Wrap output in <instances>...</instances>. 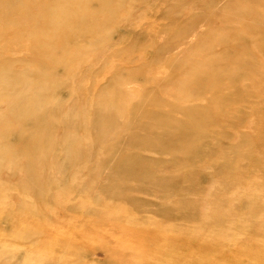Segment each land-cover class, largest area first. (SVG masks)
<instances>
[{
  "label": "rangeland",
  "instance_id": "rangeland-1",
  "mask_svg": "<svg viewBox=\"0 0 264 264\" xmlns=\"http://www.w3.org/2000/svg\"><path fill=\"white\" fill-rule=\"evenodd\" d=\"M10 1L13 21L17 22L20 12V20L29 24L21 41L13 36L15 44L8 51L16 69L38 68L33 58L40 50L34 53V33L43 45L54 39L46 32L56 22L80 23L76 44L86 63L70 74L69 66L56 71L61 81L67 77L70 88L58 92L59 97L64 96L60 102L31 107L39 116L27 124L19 115L27 102H0V120L9 113L18 115L11 127L18 139L40 131L50 137L44 148L33 146L26 160L0 159V264H51L47 260L57 264H144L127 251L153 256L162 248L161 238L175 240L185 235L205 238L207 246L215 241L214 247L221 250L193 246L192 259L179 258L186 264H234L237 257L239 264H251L250 256L241 254L250 246L247 253L264 259V242L255 240L249 232L251 227L264 229V188L256 193L251 188L253 180L264 179V94L256 92L260 78L244 74L240 84H250L249 89L240 87V91H246L244 98L228 102H206L204 97L174 102V86L165 80L168 73L189 68L202 71L199 74L203 76L211 71H235L241 66L239 58L214 66L209 62L214 53L211 47H205L212 45L216 52L224 48L226 36V43L234 44L235 35H243L249 42L245 49H237L245 56L240 59L264 74L262 50L256 46L250 49L253 41H261L257 48L264 49V37L254 35L252 30L247 35L245 30L247 26L264 30V0ZM241 1L253 9L249 10L253 17L260 14L255 21L237 14ZM66 5L73 16H65L67 7H62ZM3 7L0 5V10ZM14 27L7 29L12 31ZM57 43L64 42L58 39ZM3 45L0 43V47ZM199 46L205 47L204 51L199 52ZM48 48L52 54L60 53L54 46ZM5 88L0 85V91ZM8 89L29 97L21 84ZM259 91L264 92V88ZM129 95L140 100L122 102ZM214 95L221 96L223 91L219 88ZM110 96L120 102H99ZM149 96L158 102L142 99ZM210 96L205 94L208 99ZM188 105L193 113L207 111L211 116L215 112L212 107L218 106L217 122L214 117L210 122H193V117L180 114V109ZM158 119L191 120L194 133L210 136L192 166L182 170L195 174L192 185L184 184L185 190L180 192L196 208L192 217H161L153 209L165 204L166 200L160 198L169 194H161L152 183L138 188L133 180L123 181L113 161L106 163L109 153L122 158L136 154L137 149L131 145L141 136L161 132L152 125ZM141 155L145 164L162 170L160 176L174 172L169 154L146 151ZM224 164L225 169L218 172ZM218 190L224 192L218 195ZM239 204L236 212H230ZM214 207L229 215L230 223L223 228L209 221L208 213ZM174 245L160 253L178 255L182 247L176 242ZM125 251L122 257L112 256ZM222 254L224 263L218 260ZM159 260L163 261L146 263L159 264Z\"/></svg>",
  "mask_w": 264,
  "mask_h": 264
},
{
  "label": "bare ground",
  "instance_id": "bare-ground-1",
  "mask_svg": "<svg viewBox=\"0 0 264 264\" xmlns=\"http://www.w3.org/2000/svg\"><path fill=\"white\" fill-rule=\"evenodd\" d=\"M0 2V5L4 6L0 10V43H4V45L0 47V85L7 86V88H5L3 91H0V102H27L25 103L26 105L22 107L21 112L19 113V115H21L23 119H26L27 122L24 123L27 124L29 121H33L36 116H39L34 114L33 108L42 107L41 103L60 102V97L64 96L61 95L59 97L58 92L64 88H70L67 83V77H64L61 81L57 76H55L56 71L66 69V67L69 66L67 71L70 74L77 71L78 66L86 63V58L79 54V47L78 44H76V42L79 41L77 30L80 28V23H53L54 26L52 25V28H50L46 32V34L49 33L50 36L54 35V39H48L47 42L43 43V45L42 43H38L40 42L39 37L37 35V32H35L36 30L33 29L35 32L34 39L36 40L34 41L33 39L32 41V45H34L36 49L34 50V53L37 51V48H39L38 50H40V52H38V55L33 58L38 68L18 70L16 69L15 64H12L11 60L8 59V51L11 49V46L15 44V37L13 36H19V41H21L24 37V31L29 30V24L20 20V17H23L22 15H20V12L19 14H17V22L13 21L14 13L11 10L12 4L10 0H0ZM240 6L241 7L238 8L237 14L244 15V17H249L250 19L248 20L255 21L260 15L258 13L257 16L253 17L254 15L249 12V10L252 8L247 4H244L242 1ZM65 7H67V9ZM62 8L66 9V12H64L66 14L65 16H73L72 13L70 14L67 12L70 9L69 6L66 5ZM50 9L53 10V7H50ZM9 16H11V19H8ZM77 16L75 17L78 18ZM77 21H79V19ZM8 26L15 27L12 31H10V29H7ZM245 30L247 31V35H249L251 33L250 30H252L254 35L259 36L261 39H263L264 37V30H259V28H251L247 26ZM240 31L241 30L239 29V32ZM235 36L236 37L232 38L235 39L233 40V42L235 43L231 45L226 43V41H228V38L226 36V38H224V48H220L216 50V52L213 51L212 45L208 44L209 46L205 47H211V51L214 53L211 54V58L209 61L214 66L226 65L232 61L231 59L238 58L241 61V66H239L238 69L231 73H227L225 71H211L207 72L204 76L199 74L202 71L194 70L191 68L187 69L184 72L168 73V77L165 80L169 83V85L174 86L176 93V99L174 102H192L195 99L199 100L203 97L206 99V102H228L231 99L239 100L241 98H244V92H246L240 91V87L249 89L250 86V84L248 86H243L240 84V80L243 78L244 74H250L252 77L260 78V81H257L256 83L258 86H260L256 89V92L257 94H264V92L259 91V89L264 88V78H262L264 74L256 72L254 64H251L250 62L249 65H245L246 62H243L240 59L241 57H245L244 54L237 51V49H240V47L245 49L244 45L249 42L245 41V36L243 35ZM58 39H62L64 43L58 44ZM253 42L255 44L251 43V51L256 46V49L262 50L261 52L257 50V52H260V55L263 57L264 55L262 54L264 52V49H262L261 47L257 48L259 42L261 41ZM36 44H40V46L36 47ZM27 46H31V43H28ZM49 46L56 47V49L59 50L60 53L52 54L49 51ZM205 47L199 46V52L204 51L202 48ZM26 48L27 47L25 46V49ZM43 67L46 69L45 72L41 70ZM27 72H32L35 75L26 74ZM54 78L56 79V81L52 82ZM225 81L227 83L223 84V82ZM19 84L23 85L28 90L29 97L18 96L16 92L13 93L9 91L8 87H14ZM231 84L233 86H230ZM219 88L223 91V95L215 96L214 92ZM224 90L226 91L224 92ZM61 92L62 91H60V93ZM206 93H210L211 96L209 99L208 97H205ZM110 97H107L99 102H120L118 100H115V98ZM149 97L150 98L146 97L142 99H150V101L148 102H158L156 97L153 100H151V98H154L153 96ZM138 100H140L139 97L129 95L122 102H137ZM171 106L174 107L173 105ZM31 107L33 108L31 109ZM187 107H182L180 109V114L183 113L188 119L193 117V122H210L213 121V117L214 121L217 122L216 117L218 115H216V113H219L218 106L212 107L215 111L213 112L212 116L207 111L204 113L201 112L202 114H200V112L193 113L192 106L188 105ZM17 116L18 115L16 113H9L1 117V162H4L7 158L10 159L7 160L9 162L26 160L30 158L29 152H32L34 150L33 146H36L37 148H44L45 145L49 142L50 137L46 136L42 131L28 134L22 140L18 139L15 132L11 131V127ZM190 123L191 120H189L188 123L187 121L182 122L180 121V119L153 121L152 125L154 127H157L154 129L158 131L161 130V132H157L152 135L144 134L143 137L141 136L140 140L136 141L133 146L131 145L132 148L137 149L135 152L136 154H130L122 158L117 155L118 153H115L114 155L109 153L106 158V163L113 161L114 168L118 173H121L119 175V178L121 180H133L138 185V188H141L140 186H144V184L152 183L158 192H161V194L170 195L162 196V198L160 199H165L166 203L159 204L157 206L158 209H153L155 213L161 214V217L167 220L172 219V217H176L177 214L180 215L179 217L183 215L192 217L194 214H196L195 206L188 204L186 201L187 198L180 195V192L185 190L184 184L190 183L192 185V183L194 182L193 176L195 174L192 171L182 172V170H184L185 168H190L192 166L193 158L200 154L201 147H205L207 145L206 139L210 138V136L202 133H194L191 129ZM146 151L154 152L158 155L169 154V164L172 168V171L174 172L171 174L163 173V175L160 176L161 174H159V172H162L161 169L158 170L156 169V167L153 168L152 164H145L141 152ZM23 152L26 153L20 157V153ZM227 164H231V162ZM225 165L226 164H224L222 168L220 166L218 172L225 169ZM226 180H228V178H226ZM196 182L200 183V181L197 179ZM251 186V188L253 189L252 192L256 193L257 190L264 188V179L253 180ZM223 192V190H218V195H221ZM240 204L230 212H236L239 209ZM211 211L212 213H208V217L212 225L223 228L230 223V221L228 220L229 215H226L223 212L220 213L218 208H211ZM249 232L253 233V235L255 236V240H261L262 242H264V229L259 231L257 230V228L251 227ZM172 241L180 244V246L182 247L180 249L181 252L177 253L178 255H173L170 254L169 251L167 256L165 253H160L161 251H164V248L168 250L173 247L175 248L174 242ZM161 242H164L162 244V248L160 250L158 249L156 254L153 253V256L151 254L146 255L142 253V251H126L130 253L132 258L136 260V262L144 264L153 263L157 259H163V261L159 260V264H186L187 262H184L179 258L184 257L192 259L193 246H205L209 250H220L214 247L216 243L215 241L207 246L205 244H207L208 241H206L205 238L194 239L191 237V235H185L183 238L175 240L161 238ZM251 248L252 246H250L248 249H245V252H241V254L244 256H250V258L252 259L251 264H264V259H261L260 256H256L254 252L247 253V251ZM126 251L114 252L112 256L115 255V257L117 258L122 257V254L126 255ZM155 255L157 256L154 257ZM115 260L118 259L115 258ZM218 260L221 263H224V254H222ZM47 261L51 264L58 263L52 262V260ZM239 262L240 260L237 257V260L234 262V264H239ZM203 264L210 263L208 261H203Z\"/></svg>",
  "mask_w": 264,
  "mask_h": 264
}]
</instances>
